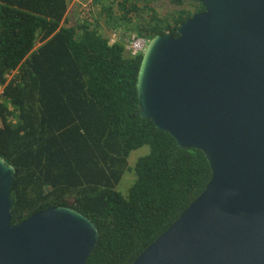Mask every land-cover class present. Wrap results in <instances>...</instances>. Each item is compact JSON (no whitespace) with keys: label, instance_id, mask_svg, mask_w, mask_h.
<instances>
[{"label":"trees","instance_id":"1","mask_svg":"<svg viewBox=\"0 0 264 264\" xmlns=\"http://www.w3.org/2000/svg\"><path fill=\"white\" fill-rule=\"evenodd\" d=\"M70 2L0 0V156L17 171L13 222L71 206L100 232L87 264H132L201 195L212 170L202 150L181 148L141 117L143 54L128 56L124 42L100 33L92 7L64 25ZM92 2L109 22L135 15L138 35L151 39L177 37L180 23L205 10L196 3L195 13L167 19L149 0ZM145 145L150 153L131 167ZM126 172L136 175L128 195L117 190Z\"/></svg>","mask_w":264,"mask_h":264},{"label":"water","instance_id":"2","mask_svg":"<svg viewBox=\"0 0 264 264\" xmlns=\"http://www.w3.org/2000/svg\"><path fill=\"white\" fill-rule=\"evenodd\" d=\"M189 1L205 10L143 53L139 110L212 177L132 264H264V0ZM16 172L0 156V264H87L100 232L79 210L13 222Z\"/></svg>","mask_w":264,"mask_h":264},{"label":"rangeland","instance_id":"3","mask_svg":"<svg viewBox=\"0 0 264 264\" xmlns=\"http://www.w3.org/2000/svg\"><path fill=\"white\" fill-rule=\"evenodd\" d=\"M74 1L76 2V5L72 9V11L78 14L82 12L80 16L85 15L89 11L90 7H92V9L94 10L93 13L97 17L100 25L104 28H107L108 32L110 33L111 41H112V35L114 33H117L116 40L122 41L124 43H125V39L128 36L127 34H131V33L138 34L134 26L137 20L139 19L135 15H133V20L130 23H127L121 20H118L117 23H114L113 20L109 22L107 15L102 12V5L94 4L92 0H74ZM113 1L114 0H104V3L109 5L113 3ZM149 1L152 2L153 7L156 9V11L158 12V15L161 18L166 17L167 19H172L173 14L183 8L189 10L192 13H195V11L197 10L196 3L191 2V1L185 3L183 6H177L166 0H149ZM112 6H113V10H116V4L115 5L112 4ZM146 14L147 16H149L148 13ZM150 151H151V148L149 145H145L137 150H134L129 157V160H128L129 165L131 167H134L137 161L139 160V158L149 154ZM135 180H136V175H134L131 172H126L123 178L121 179V182L118 184L117 190L120 191L124 195H128L130 187L133 185Z\"/></svg>","mask_w":264,"mask_h":264},{"label":"built area","instance_id":"4","mask_svg":"<svg viewBox=\"0 0 264 264\" xmlns=\"http://www.w3.org/2000/svg\"><path fill=\"white\" fill-rule=\"evenodd\" d=\"M113 43L116 42L117 34H113ZM151 38L148 36H140L137 33H131L125 39V49L128 56L136 57L143 54L149 45Z\"/></svg>","mask_w":264,"mask_h":264},{"label":"crops","instance_id":"5","mask_svg":"<svg viewBox=\"0 0 264 264\" xmlns=\"http://www.w3.org/2000/svg\"><path fill=\"white\" fill-rule=\"evenodd\" d=\"M76 5V2L73 0H71L70 2V5H69V8H68V12H67V15H66V21L63 22L64 25L66 26H72V25H75L77 20H78V13H74L72 11V9L74 8V6ZM97 18V17H96ZM98 29L100 31V33L104 34L105 36H107L108 38H110V33L108 32L107 28H104L100 25V23H98ZM115 34V33H114ZM117 34V33H116ZM114 35H112V39H113ZM119 41V40H117ZM116 41V42H117ZM112 42V41H111ZM41 45V42L37 44L36 48L38 46ZM16 73V71L13 72V74L11 76H9V78H11L14 74ZM3 89V88H2ZM2 92V90H0V93Z\"/></svg>","mask_w":264,"mask_h":264}]
</instances>
